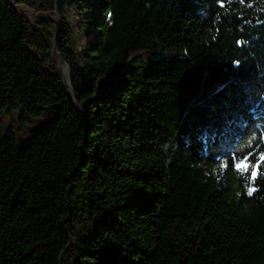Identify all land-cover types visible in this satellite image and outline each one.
Wrapping results in <instances>:
<instances>
[{"label": "trees", "instance_id": "16d2710c", "mask_svg": "<svg viewBox=\"0 0 264 264\" xmlns=\"http://www.w3.org/2000/svg\"><path fill=\"white\" fill-rule=\"evenodd\" d=\"M15 2L0 264H264V0Z\"/></svg>", "mask_w": 264, "mask_h": 264}, {"label": "rangeland", "instance_id": "374dc122", "mask_svg": "<svg viewBox=\"0 0 264 264\" xmlns=\"http://www.w3.org/2000/svg\"><path fill=\"white\" fill-rule=\"evenodd\" d=\"M20 12H24L23 10H20ZM20 110L13 111L12 113L3 112L2 118H3V129H6L7 127H12L15 131H18V139L19 135L23 136V138H26L27 141L29 138H31L32 134L38 130L45 121L43 119L38 120H31L28 124H23L19 120ZM22 133V134H21Z\"/></svg>", "mask_w": 264, "mask_h": 264}, {"label": "water", "instance_id": "95a60500", "mask_svg": "<svg viewBox=\"0 0 264 264\" xmlns=\"http://www.w3.org/2000/svg\"><path fill=\"white\" fill-rule=\"evenodd\" d=\"M11 3H12V5L15 8H17L18 6H21L23 8V11L24 12H28L30 15L40 16L41 18H51V19H53L54 21H56L57 23L60 24V16H59V13L58 12L56 13V16H52L49 13L38 14V13L34 12L32 9H30V8H28V7H26V6L22 5V4H16L15 0H11ZM57 40H58V31L56 32V34L54 36L53 49L56 52V54H57V56H58V58L60 60L62 73L64 72V68L65 67H67L69 69V81L67 82L65 76H63V84L65 86V89H66L67 94L73 100H75V93L73 91L72 84H71V81H72L71 71H70V68L67 66L66 62L64 61L63 57L61 56V54L58 51V48H57ZM63 75H64V73H63Z\"/></svg>", "mask_w": 264, "mask_h": 264}, {"label": "bare ground", "instance_id": "6f19581e", "mask_svg": "<svg viewBox=\"0 0 264 264\" xmlns=\"http://www.w3.org/2000/svg\"><path fill=\"white\" fill-rule=\"evenodd\" d=\"M17 9L23 10L21 6H18ZM64 73L66 74L67 82L69 81V69L67 67L64 68Z\"/></svg>", "mask_w": 264, "mask_h": 264}, {"label": "snow or ice", "instance_id": "6c2138e0", "mask_svg": "<svg viewBox=\"0 0 264 264\" xmlns=\"http://www.w3.org/2000/svg\"><path fill=\"white\" fill-rule=\"evenodd\" d=\"M238 166H240V165H238Z\"/></svg>", "mask_w": 264, "mask_h": 264}]
</instances>
